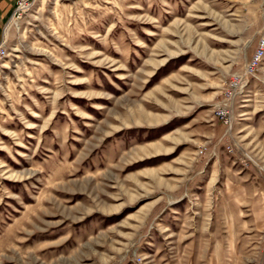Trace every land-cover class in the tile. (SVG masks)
I'll return each instance as SVG.
<instances>
[{"label": "rangeland", "instance_id": "obj_1", "mask_svg": "<svg viewBox=\"0 0 264 264\" xmlns=\"http://www.w3.org/2000/svg\"><path fill=\"white\" fill-rule=\"evenodd\" d=\"M16 1L0 264H264V0Z\"/></svg>", "mask_w": 264, "mask_h": 264}, {"label": "built area", "instance_id": "obj_2", "mask_svg": "<svg viewBox=\"0 0 264 264\" xmlns=\"http://www.w3.org/2000/svg\"><path fill=\"white\" fill-rule=\"evenodd\" d=\"M37 0H17L12 12V19H21L28 11L32 9ZM264 58V33L260 37L257 48L248 62V70H254L258 67ZM244 82V75L236 73L231 80V89L228 91L224 104H221L216 109V116L229 128H232L233 114L232 103L236 95L242 90ZM229 101V102H228Z\"/></svg>", "mask_w": 264, "mask_h": 264}, {"label": "crops", "instance_id": "obj_3", "mask_svg": "<svg viewBox=\"0 0 264 264\" xmlns=\"http://www.w3.org/2000/svg\"><path fill=\"white\" fill-rule=\"evenodd\" d=\"M15 4H16V2H15ZM15 6V5H14Z\"/></svg>", "mask_w": 264, "mask_h": 264}]
</instances>
